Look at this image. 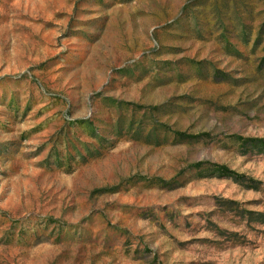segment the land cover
Instances as JSON below:
<instances>
[{"label": "rangeland", "instance_id": "374dc122", "mask_svg": "<svg viewBox=\"0 0 264 264\" xmlns=\"http://www.w3.org/2000/svg\"><path fill=\"white\" fill-rule=\"evenodd\" d=\"M0 264H264V0H0Z\"/></svg>", "mask_w": 264, "mask_h": 264}]
</instances>
